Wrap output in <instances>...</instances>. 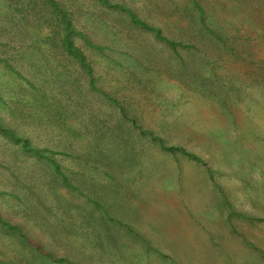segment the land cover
<instances>
[{"label":"rangeland","instance_id":"374dc122","mask_svg":"<svg viewBox=\"0 0 264 264\" xmlns=\"http://www.w3.org/2000/svg\"><path fill=\"white\" fill-rule=\"evenodd\" d=\"M109 1L0 0V124L71 153V169L79 154L89 172L95 147L109 155L97 182L121 246L85 264H264V0ZM103 120L117 137L96 144ZM16 149L0 128V217L18 228L0 222V264L74 257L52 223L64 211L76 223L92 204L62 187L29 200L38 166Z\"/></svg>","mask_w":264,"mask_h":264},{"label":"trees","instance_id":"16d2710c","mask_svg":"<svg viewBox=\"0 0 264 264\" xmlns=\"http://www.w3.org/2000/svg\"><path fill=\"white\" fill-rule=\"evenodd\" d=\"M97 1H99V3L104 6L109 5L108 3H110L109 0ZM132 14L133 12L130 9L129 16H131L135 22L141 23L140 20H138L136 16ZM64 16L67 18L66 15ZM200 22H203L202 17H200ZM145 26H148V24L146 23ZM68 29H70L69 25ZM66 35L67 37H69V32H67ZM60 46L70 56H73L83 67L87 68L86 73L88 75V79L90 78V81L92 83L91 87L93 88V90H97L98 88L95 84L96 81L93 74V67L85 63V57L83 56L81 51L73 44L70 39L66 38ZM109 98L111 99V97ZM100 123L102 124L98 125L96 136H94V138L97 137V139H95L96 144L101 143L104 138L116 132V126L106 124V120H103ZM0 128L4 129L8 133L11 138V142H13V144L18 147V149L15 150L16 153L22 154L28 159L34 158V163L36 164L34 169L38 166L37 176L33 178L32 175H29L25 181L29 190V193L27 194L30 195L29 200H31V198H38L39 202H45L47 200V196L49 197L50 193H55L58 187H62L67 189L73 195L79 196L81 192H84L85 196H87V199H85L84 202L86 204H92L84 213H81V211L76 208V211L78 212L77 215L80 218V220L76 223H73L71 221V223L68 224L69 222H65L66 219H71V217L69 216L67 218H64V214L66 213V211L58 213L52 223V238L55 245L58 246L62 252H67L68 255H73L74 257L54 256L52 254H49L46 258H48L49 260H53L56 264H85L86 257H84V255H94L96 251L100 252L107 246L118 249L121 245L118 241L117 234L114 233V230L118 231L120 228L116 223L114 224L109 222V220H111L110 217H108V215H110V209L106 207L108 198L105 200L102 193V191L106 189V186L102 185V183L97 182L99 179V174H107L106 169H104L102 172H97L99 169L100 161H105L109 157L107 153L103 152V147L98 146V148L94 146L95 148L93 149V153H91L90 155L88 167L89 163L93 165L90 166V171L87 172L84 159H80L79 154L76 155V158H73L75 164L78 167H75V169H71L68 166L64 165V161H66V159H68L71 155V153H68L66 150L60 147L48 148L34 145L28 138L22 137L11 127L2 126L0 124ZM149 134H151V139L154 140L164 152H181V149H177L178 146L167 144L164 138L152 132ZM114 137L117 136L114 134ZM112 148L113 146L110 150H112ZM101 154L103 155V157L101 156ZM57 156L63 158V162L58 161L56 158ZM44 169L49 172L50 178L44 183V186L48 185V189L46 190L45 197L42 198L38 194L42 195L43 193V187L40 186L39 183L43 184L41 181V173H43ZM92 213H94L95 216H97L98 219L101 220V230L92 225ZM0 222L11 231H13L14 228H17L16 226L10 225L6 221L3 222V219L1 217ZM17 230L18 228L15 229V231ZM126 232L128 231L126 230ZM69 233L76 235L78 238L81 235L80 237L82 238V240H80V238H73L69 239L71 242H68V240L64 241L62 239L63 234L64 236H66Z\"/></svg>","mask_w":264,"mask_h":264}]
</instances>
